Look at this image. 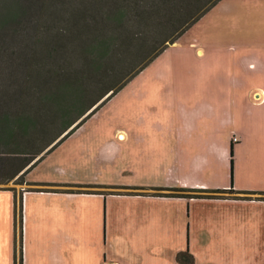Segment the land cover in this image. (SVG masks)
I'll list each match as a JSON object with an SVG mask.
<instances>
[{"label":"rangeland","instance_id":"374dc122","mask_svg":"<svg viewBox=\"0 0 264 264\" xmlns=\"http://www.w3.org/2000/svg\"><path fill=\"white\" fill-rule=\"evenodd\" d=\"M156 79L164 81L152 82ZM179 149L192 151V159L176 156ZM15 157L20 161L4 167L9 174L19 163L26 166L14 179L20 181L0 187H51L27 183V177L111 187L83 188L109 196L99 215L106 234L109 214L110 255L117 242L142 264H169L151 260L170 254L177 241L170 221L181 212L186 222L190 203H138L109 193L133 192L112 186L264 192V0H221L29 174L24 172L40 157ZM194 203L193 216L203 213V202ZM134 215L164 224L155 236L147 231L143 243L124 228L114 231V217L126 224ZM111 259L122 264L117 256Z\"/></svg>","mask_w":264,"mask_h":264},{"label":"trees","instance_id":"16d2710c","mask_svg":"<svg viewBox=\"0 0 264 264\" xmlns=\"http://www.w3.org/2000/svg\"><path fill=\"white\" fill-rule=\"evenodd\" d=\"M220 1L0 0V184L13 181L26 167L19 163L15 171L7 174L6 163L11 169L15 161H20L17 154L40 157L24 172L29 173ZM71 128L62 141L43 155ZM42 140H46L45 144L38 148ZM14 181L19 182L20 178ZM75 187L81 188L77 190L79 194H105L83 189L95 185ZM149 189L154 196L187 199L249 200L253 198L230 195L262 193L234 188L193 190L198 193ZM35 190L59 192L49 188ZM134 193L137 192L109 194ZM177 260L195 264L190 251L180 252Z\"/></svg>","mask_w":264,"mask_h":264},{"label":"crops","instance_id":"0c3cea01","mask_svg":"<svg viewBox=\"0 0 264 264\" xmlns=\"http://www.w3.org/2000/svg\"><path fill=\"white\" fill-rule=\"evenodd\" d=\"M162 81L156 79L152 82ZM140 98L138 101L144 96ZM191 153L179 149L176 156L187 160L192 159L188 158ZM170 158H166L165 162L170 164ZM27 183H51L53 186L49 189H58L59 192L0 187V264H21V261L22 264H113L118 263L111 259L116 256L122 264H142L139 258L129 257L130 250L122 243L117 247V242H112L116 256L109 253V214L106 234L99 215L103 198L107 199L108 194H79L76 184L60 180L32 181L27 177ZM140 187L145 189H136L134 195L120 196H127L138 203L151 200L179 206L189 202L191 205V215L186 222L181 212L175 213L173 221H170V233L175 232L177 237L170 254L167 258L161 257L151 262L181 264L177 260L178 254L190 251L195 257V264H264V192L230 195L253 198L249 200L187 199L154 196L149 189L152 187ZM159 188H164L161 192L165 193L170 192L167 189L192 190V193L199 191L179 187ZM196 200L203 202L205 210L193 216ZM132 218L131 223L124 224L121 218L114 217L112 227H118L114 231L126 229L133 241L140 243H143L147 231L152 230L155 236L156 227L159 229L164 224L161 221L145 223L138 215ZM133 250L137 251L136 248Z\"/></svg>","mask_w":264,"mask_h":264},{"label":"water","instance_id":"95a60500","mask_svg":"<svg viewBox=\"0 0 264 264\" xmlns=\"http://www.w3.org/2000/svg\"><path fill=\"white\" fill-rule=\"evenodd\" d=\"M112 93L113 92H111V93H109L98 105H96L84 118H86V117H88L92 112H94L104 101H106L107 99H108V97H110L111 95H112ZM83 118V119H84ZM82 119V120H83ZM81 120V121H82ZM80 121V122H81ZM79 122V123H80ZM77 125H78V123H77ZM74 127H76V125L74 126ZM73 127V128H74ZM73 128H71V129H69V130H67L57 141H55L53 144H52V146H50V148L49 149H51L53 146H55V145H57L60 141H62V139H64L69 133H70V131L73 129Z\"/></svg>","mask_w":264,"mask_h":264}]
</instances>
